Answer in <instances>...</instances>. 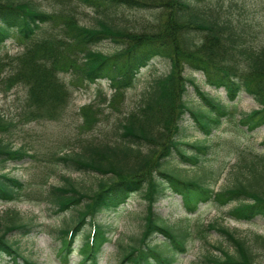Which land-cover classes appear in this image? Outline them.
Here are the masks:
<instances>
[{
    "label": "trees",
    "instance_id": "trees-1",
    "mask_svg": "<svg viewBox=\"0 0 264 264\" xmlns=\"http://www.w3.org/2000/svg\"><path fill=\"white\" fill-rule=\"evenodd\" d=\"M77 1L100 11L107 19L99 21L97 27H85L66 17V38L34 42L43 25L54 21V14L40 11L30 3L0 0V46L15 36L29 43L25 52L8 64L0 61L2 72L6 67L9 69L1 85H18L28 90L32 121H56L69 105L70 92L61 74L82 79V83L108 81L114 92L113 103H118L135 86L141 70L155 59L168 60L171 71L156 81L142 106L121 122L124 141L89 143L82 152L65 153L57 159L74 165L79 172L103 176L92 196L71 183L51 191L58 214L69 210L77 213L73 225L60 231L62 245L58 255L62 261L68 263L82 234L83 242L79 247L82 259L78 264H99L104 247L110 242L109 229L99 221V216L118 211L138 193H143L148 203L145 231L141 246L130 247L120 264H173L179 253H186L187 235L178 234L154 211L167 190L181 197L183 208L190 215L203 205L224 208L235 204L227 213L233 220L251 223L258 217L264 219V185L256 184L264 181V157L252 164V184L240 183L224 191H216L201 181L184 179L169 169L170 160L176 157L185 165L201 162L200 156L189 155L185 146L203 153L208 150L198 143L184 144L182 123L186 115L191 116L194 129L206 138L218 131L230 115L228 106L202 92L196 79L186 75L187 70L202 74L207 86L224 89L229 102L236 101L243 92L252 96L260 108L244 114L240 123L249 133L264 127V46L250 49L241 46L226 25H212L203 19L195 11L194 3L204 0ZM119 9L162 11L150 31L139 32L109 22L108 14ZM105 42L114 45L113 53L95 50ZM191 87L202 100L199 109L192 108L186 99ZM83 111L85 115L87 112L95 114L92 108ZM3 125L0 117V129H5ZM27 156L23 148L14 150L0 140L2 162H20ZM257 163L262 171L257 170ZM24 188L21 180L0 171L1 201H16ZM2 226L4 223L0 222ZM6 227L0 234V260L7 258L11 264H39L23 255L18 242L7 239V234L14 230L30 235L31 225L19 223L16 217L11 218ZM211 229L225 235L236 251L231 254L216 248L220 255L206 257L203 264H255L257 247L264 248L262 236L247 240L226 228L212 225ZM155 235L164 238L162 248L151 243Z\"/></svg>",
    "mask_w": 264,
    "mask_h": 264
},
{
    "label": "rangeland",
    "instance_id": "rangeland-1",
    "mask_svg": "<svg viewBox=\"0 0 264 264\" xmlns=\"http://www.w3.org/2000/svg\"><path fill=\"white\" fill-rule=\"evenodd\" d=\"M17 1L30 3L40 11L54 14V21L43 25L34 42L66 38V17L73 18L76 24L85 27H97L99 21L107 19L105 14L77 0ZM194 9L212 25H226L228 32L241 46L249 49L264 46V0H204L201 3L195 2ZM161 11L119 9L108 14V18L109 22L121 28L145 32L151 30ZM28 45L16 36L13 37L0 46V61L8 64L11 59L24 53ZM95 50L111 54L115 47L105 42L95 47ZM170 71L168 60L155 59L141 70L135 86L118 103H113L114 92L108 81L82 83V79L61 74L60 78L70 92L69 105L56 121H32L34 117L30 115L28 90L18 85H1L2 80L9 75V69L6 67L4 72L0 70V117L4 120L5 128L0 129V140L10 144L14 150L23 148L28 154L22 161L15 163H4L0 158V171L25 184L16 201L0 200V222L4 223L0 227V234L6 231L11 218L17 217L19 223L31 225L30 235L17 230L7 234V239L19 243L27 259L39 264H78L81 261L79 247L83 242L82 234L78 237L77 249L73 251L68 263H64L58 255L62 245L60 231L73 225L77 213L69 210L58 214L50 194L53 188H65L71 183L92 196L103 176L94 172H79L74 165H66L57 159L65 153H80L89 143L116 144L124 141L121 122L142 106L156 81ZM186 75L196 79L202 92L227 105L230 115L224 119L221 128L208 138L194 129L191 116L186 115L182 123L184 144L198 143L208 147V150L203 153L189 146L183 147L189 155H199L201 162L198 165H185L178 157L175 160L172 158L170 171L187 180L204 182L216 191H224L240 183L252 184V164L264 157V127L249 133L240 120L244 114L259 109V104L245 92L236 101L229 102L226 91L207 86L202 74L187 70ZM186 99L192 108L202 107L200 95L194 88H189ZM85 108H92L95 114L87 112L85 115ZM258 167L259 163L256 168L262 171ZM256 184L263 186L264 181ZM234 205L224 208L212 204L203 205L195 214L190 215L183 208L181 197L167 190L165 197L155 205L154 211L178 234L187 235L186 253H179L173 264H203L206 257L220 255L216 248L234 254L236 249L232 242L217 229H211L212 225L218 229L226 228L240 239L251 240L256 235L264 237V219L258 217L251 223L237 222L227 214ZM147 207L143 193H138L118 211L99 216V221L106 224L110 232V242L104 247L99 264H120L130 247L141 246ZM163 240L160 235H155L151 243L162 248ZM257 248L255 264H264V248ZM0 264L11 263L4 258Z\"/></svg>",
    "mask_w": 264,
    "mask_h": 264
}]
</instances>
